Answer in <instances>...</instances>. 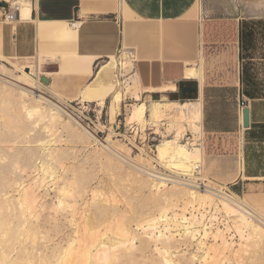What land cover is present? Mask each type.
I'll return each mask as SVG.
<instances>
[{"label":"crops","instance_id":"crops-1","mask_svg":"<svg viewBox=\"0 0 264 264\" xmlns=\"http://www.w3.org/2000/svg\"><path fill=\"white\" fill-rule=\"evenodd\" d=\"M197 1L29 0L28 18L8 23L0 12V57L22 62L38 54L78 56L87 85L106 86L113 71L102 62L127 49L134 55L142 100L178 94L192 83L201 103L199 147L205 143L210 179L230 185L264 212V14L197 20L192 16ZM73 21L81 26L70 38L43 34V28L67 30ZM194 67L199 79L186 76ZM166 85L176 90L150 91Z\"/></svg>","mask_w":264,"mask_h":264},{"label":"rangeland","instance_id":"rangeland-1","mask_svg":"<svg viewBox=\"0 0 264 264\" xmlns=\"http://www.w3.org/2000/svg\"><path fill=\"white\" fill-rule=\"evenodd\" d=\"M230 2L233 4L229 0H198L192 10V16L197 20H201L202 18H228L236 12L237 14H248L245 8L237 2L235 5ZM21 18L24 19L23 16ZM68 29L69 31L74 30ZM129 52L130 59L126 63L128 69L124 73L127 76L120 77L118 75V78H116L114 70L111 78L114 85H117L115 81L121 83L131 76L129 72L133 71L134 68V65H132L134 64V55L131 50ZM57 55L59 56V62L49 65L43 64L41 73L33 69L36 66L37 58L42 54L22 62L17 60H6L7 62H4L0 59V64L7 65L16 75L20 72L14 68V65L18 67L30 65L33 67L31 73L33 80H37L39 77L40 79L47 78L49 84L52 83L51 92L64 100L77 99L81 90L90 81L85 69L79 66L81 58L62 53ZM120 55V59L123 60L122 52L117 53L115 59ZM50 56L56 55L51 54ZM116 61H118V58ZM42 72L51 75L48 77L42 75ZM193 87L195 89L194 85ZM163 97L167 100L180 102L196 99L194 96H183L180 93L168 94ZM151 98L147 96L145 100L141 99V101L148 102ZM159 98L157 96L154 99ZM110 102L111 99L108 98L105 101V106L100 108H103V113L107 112V117L110 115L111 123H117L119 119L123 123L124 118L128 121V114L132 105L139 103L133 100L130 93L126 94L120 106V115L113 117L109 108L111 106ZM26 104L31 105L29 100L26 101ZM130 105L131 107H129ZM124 106H126V109H124ZM46 107L49 108V106ZM22 114L21 101L18 98L17 90L0 81V264H61L59 262L61 261L62 251L72 239H77L74 246L75 251L67 255L65 264H161V257L158 256L156 249L158 247L166 249L167 247L162 246L160 243H153L151 240L147 241V238L140 234L141 231L134 230L137 228L134 222L122 218L129 211L139 208L138 205L142 198L149 197L154 193V190L151 191L149 188L141 187L134 181L135 178L143 180L145 178L128 171L103 150L93 146L84 133L65 119L62 118L64 123L54 126L53 130H49L51 131L49 133L44 128L45 124L40 123L33 126L35 125L34 120L27 121ZM174 115L164 116L163 121L166 132L168 124L175 125L176 116ZM14 127L20 132L14 133ZM159 127L160 125L155 129L157 132H160ZM179 130H182L183 133H191L185 123L182 124ZM167 135L168 137L164 140L172 138L170 132H167ZM194 138L197 139L198 137L194 136ZM44 141H50L51 145L42 144ZM204 146L205 143L201 146L203 158L200 161L203 163L204 175L211 178L206 171L207 154ZM116 147L121 151H125L123 146ZM48 148L54 149V157L51 160L47 157ZM42 150L46 151L43 152ZM41 165L50 168L45 176L42 174ZM51 172L54 173L53 177H60V181L53 184L51 182L52 178H49ZM31 181L36 183V188H34V183ZM29 184L33 186L34 193H37L40 198L32 206L34 208L31 207L33 211L25 205L22 208L19 206V208L17 202L18 197H20V187ZM64 184L68 188V193L61 196L58 194V189ZM166 191L168 190L166 189ZM59 199L63 200L64 206L60 207L58 205ZM210 199L212 201L211 207H208L210 210L213 209L215 212L216 208H222L220 206L221 202H217L212 197ZM244 200L264 216L261 208L251 201L248 196H244ZM191 210V208H188L184 215L189 217L194 209ZM218 211L215 214L223 213L222 209ZM175 213L177 215L183 214L179 210H176ZM225 216V223L221 224L222 226H217V230L210 231L214 234L222 229V235L219 233L218 237L221 235L220 238L226 239V246H229L221 251L223 254L221 252V254L216 253L219 255H216L218 262L214 264H264V239L254 236L251 231L238 228L241 225L238 221L239 216ZM169 217H171V213H169ZM121 220L136 236V244L131 248L118 247L120 237L115 232L114 227ZM108 229H111V231ZM231 231L233 232L231 233ZM231 234L235 235V238L231 237ZM226 236L230 239L228 240ZM218 237L217 239L212 237V239L205 241V247H209L207 245L216 247L217 244L219 246L222 239L220 240ZM176 239L170 240L168 249V257L174 264H198L202 251L198 249L199 252H197L198 246L196 243L190 241L181 243ZM98 243L110 248L111 255L106 259L107 261L99 259L97 256L96 259L98 258L99 261L92 258L93 254L96 253V247L90 249L91 258L87 262L84 257H80L79 252L85 246L91 247ZM115 243L117 244L115 245ZM76 248H78V251H76ZM213 250L210 251L212 254ZM213 255H215V252ZM215 258L214 261L217 259Z\"/></svg>","mask_w":264,"mask_h":264},{"label":"bare ground","instance_id":"bare-ground-1","mask_svg":"<svg viewBox=\"0 0 264 264\" xmlns=\"http://www.w3.org/2000/svg\"><path fill=\"white\" fill-rule=\"evenodd\" d=\"M229 1H232L233 4H235L237 2L242 7H244L246 12L250 15L260 16V15L264 14V0H229ZM29 10H30V3L29 2H23L22 6H21V10H20V17L23 16V18H28ZM80 26H81V23L79 22L76 25V28H78ZM42 30H43V34H45V35L70 38V35H69L70 31L68 29L67 30H64L62 28L61 29H55L52 27L50 30L45 29V28H43ZM78 30L79 29H75V31H77V32H78ZM121 52H122V55L124 57V59H123L124 62H121V70H123V72L121 71L120 77H125L127 75H125L124 73L128 69V66L126 63L130 59V52L128 50H123ZM121 52H119V53H121ZM108 56H109V61H107L105 63V65H106L105 68L106 69L108 68V69L114 71L118 67L117 61L115 59V54H114V52H112V53H109ZM120 57H121V55H120ZM0 59H3V58L0 57ZM54 59L59 60V56H57V57H55V56L49 57V56H45V55L39 56V58H37V61H36V66H35L36 68L34 67V69L30 65H23L21 67L14 65V68L20 72L18 75L14 74V71H12L11 68L7 67V65L0 64V81H2L4 84L8 85L10 88L12 87V88H15L17 90L18 98L21 101V111L23 113L22 115L25 117L24 119L27 121L28 120L29 121L34 120L35 125H33V126H36L40 123L45 124L44 128L49 133H51V131H49V130H51L56 125L63 124L64 121H63L62 117L57 112H54L52 109H49L50 107L49 108L46 107L48 105L45 103L44 99L41 98V96H38L36 93L31 91V89L35 90V91H40V90L50 91V89H51L48 84H43L38 80H33L31 77V75H32L31 73H32V69L33 70L36 69V71H39L41 73L42 65L46 64L47 61L54 60ZM4 61H6V60H4ZM33 66H34V64H33ZM29 70H31V71H29ZM129 73H131V76L129 78L125 79V81H123L121 83H118V81H115L117 85H114L113 81H111L106 86L105 85L104 86H96V85L85 86L83 88V90L81 91V93L79 94V97L77 100H79L81 102L96 103L97 106L103 107V106H105V101L108 98H110L111 99V102H110L111 106H109V108L111 109L110 112H111L113 117H116V116H119V114H120V112H119L120 106H121L122 101L124 100V96L126 94L130 93V95H132L133 100L135 102H139V103L132 105L131 110L129 111L127 120L130 123L131 122H137L138 124H140L142 126H147V125L158 126L159 122L164 120V116L175 114L174 115V116H176V121H174L175 125H173V124L167 125L168 127H170V129H168V127H167V132H170L172 134V138L163 140L161 142V144L158 145L157 157L159 158L160 161L165 162L167 164V166L170 168H174L175 170L182 171V172L187 171L191 165H193L195 162L200 161V159L202 160V158H203L202 157L203 156L202 150L200 149L199 143H198L199 139H200V135H201V103H200V100L192 99V100H185L183 102H180V101L167 100L165 97L162 96L159 99H154L155 97H152L151 100H149L148 102H142L141 101V92H140L142 90V88L138 82V79H137L136 75L133 74V71H131ZM42 75H44L43 72H42ZM186 76L189 78L199 79L200 71H199V69H196L195 67L189 68L188 71L186 72ZM116 78H118V77H116ZM113 79H115V78H113ZM116 86H118V88H116ZM175 90L176 89L174 86L166 85V86L159 88V89H151L150 91L152 93H154V92L155 93H166V92H174ZM28 100L30 101L31 105L26 104V101H28ZM6 104H8V103H6ZM5 106H7V105H5ZM109 118H110V115H109ZM174 120H175V118H174ZM183 123H185L187 125V127H189V129L191 130L190 134L193 138L192 143L190 144L191 149L187 148L189 143H188V145H184V144L179 143V140H180L182 133H183L182 130H179V129H181V126ZM33 126H31V127H33ZM13 129L15 130L14 133H16V134L18 132H20L18 129H15V127ZM48 135H50V134H48ZM194 136L195 137L197 136L198 138L195 139ZM51 140H52V138H51ZM50 141H46V142L44 141V143H42V144H46V145L50 146L51 145ZM53 150L54 149L48 148V151H47L48 152L47 157L50 160L53 159V157H54ZM116 150L120 151L119 148H117ZM45 151H43V152H45ZM105 153L108 154L107 152H105ZM108 155L111 156L110 154H108ZM111 157L114 160H116L113 156H111ZM116 161L119 163L118 160H116ZM200 162L202 163V161H200ZM202 166H203V163H202ZM49 169H50L49 166L44 167L43 165H41V170L43 172L42 174H44V176L46 175V173L48 171H50ZM39 170H40V168H39ZM53 174L54 173L51 172L49 175L50 176L49 178H52L51 182H53V184H55L57 181H60V179H59L60 177L59 178L58 177L56 178L55 176L53 177ZM137 176H140V175L137 174ZM141 177H143V176H141ZM143 178H145V177H143ZM208 179L211 181V183L217 184V183H214L210 178H208ZM134 181L138 185H140L141 187L149 188V190H151V191L154 190L153 191L154 193H152V195H150L149 197L142 198L139 205H138L139 208H137L136 210L131 211V212L129 211L128 214L124 215L122 218L123 219L126 218V220L134 222L136 224V227H137L134 230L135 231L139 230V232L141 231L140 234H143L144 237L147 238V241L151 240L153 243H156V244L160 243V244H162V246L167 247L166 249H160L159 247L156 249V251L158 252V256L161 257V261H162L161 264H174V262L168 257V253H169L168 249H169L170 240L176 239L177 238L176 236H178V239H176V240L180 241L181 243H184V242L186 243L187 241L196 243V245L198 246V248L196 247L197 250L199 249L200 251H202L201 252L202 254L200 255V260L198 261V264H210L212 262V260L216 257V255L219 256L218 254H221V253L223 254V252H221V251H224V249H226V247H229V246H226L227 245L226 239H223V237L220 238V236L222 235L221 234L222 229L220 231H216L214 234L210 232L214 229L215 230L218 229V227H215L214 229L212 228L213 226H212L211 222H212V220L216 219L213 216V214L210 215L209 219H206V216L203 214V212H201V210L209 209L208 207H211V203H212V201L210 199L211 196H209L208 194L203 193V192L194 191V190L181 188V187H175V186H173V187H162L161 188L157 184L152 183L147 178H145V180L135 178ZM31 182H33V181H31ZM33 183L35 186L36 183L35 182H33ZM38 183H39V181H38ZM31 184H29L28 186H23L22 188L20 187V189H21L20 193H19L20 197H18L19 199L17 198L18 201L16 199V201L19 203L18 207L20 206L22 208V206L25 205L28 209H31V207L38 200L39 197H38L37 193H34V191H33V189L36 188V186L33 188V186ZM217 185H220V184H217ZM21 186H22V184H21ZM166 189L168 191H166ZM66 193H68V188L64 184L62 187H60L58 189V194L61 196L62 195L64 196ZM63 203L64 202L62 199L58 200V205L60 207L64 206ZM70 206H72V205H70ZM220 206L222 207L221 209L223 211V214L228 215L229 217H238L239 216L238 221L241 223V225L238 228L245 230V231H249V232L251 231L254 236L264 239V229L262 227L251 222L248 218H246L245 215L237 212L235 209H233L232 207H230L229 205H227L223 201L221 202ZM68 207H69V205H68ZM74 207H75V205H74ZM215 207H216V205H215ZM32 208H34V207H32ZM188 208H191L192 210L194 209V211L190 213L191 215L188 214L189 217L184 215L185 211H187ZM11 209H12V207H11ZM28 209H26V210L28 211ZM221 209L216 208L215 212H219L218 210L221 211ZM31 210L33 211V209H31ZM176 210H179V212H181L183 214H181V215L179 214L180 216L177 215L175 213ZM169 213H171V217H169ZM236 213L239 215H237ZM25 214H26V212H25ZM28 215H26V216H28ZM225 215H224V217L226 219ZM20 218H21V216H20ZM126 220H125V222H126ZM207 220L210 222V226H207V223L205 222ZM123 222L124 221H122V220H121V222H117L115 224V227H114L115 232L120 237V241L118 242V247L123 246V247L131 248V247L135 246V244H136V241H137L136 236L134 234H132L130 229L128 227H126L125 223H123ZM159 222H163L165 234H162V233H160L159 235L155 234V232L157 230V225ZM75 225H76V223H75ZM21 229H22V226H21ZM108 230L111 231V229H108ZM76 232H78V231H76ZM231 232H233V231H231ZM219 233L221 235L218 237ZM104 234H103V236H104ZM211 234H213V235H211ZM234 234H236V233L234 232ZM211 236L215 237V239H217V237L220 240L222 239L221 244L219 246L217 244L218 247L213 246L214 250H213V247L210 245H207L209 247H205V241L212 239ZM226 238H227V236H226ZM215 239L213 238L214 241H215ZM76 242H77V239H72V240H70V242H68L67 247L64 249V251H62V256L60 257L61 261L60 262L58 261L59 263L65 264V259H66L67 255H69L71 252L75 251L74 246H75ZM231 242H233V241H231ZM116 244L117 243H115V245ZM92 247H96V253L95 254H97V255L92 253L94 255L92 258H94V260H96V261L98 258L107 261L106 259H108L111 255L110 254V248L106 247L104 244L98 243V244L93 245L91 247L85 246L82 250L80 249L81 252H79V253L81 254L80 257H84L86 262L89 260V258H91L90 249ZM209 248H210V250H209ZM211 249L213 250V254L215 252V255H213L210 252ZM199 250L197 252H199ZM76 251H78V248H76ZM209 252L212 254V257H211V254L209 256ZM98 253H100V254H98ZM216 253H218V254H216ZM96 256L98 257L97 259H96ZM99 256H101V257H99ZM99 259H98V261H99ZM215 262L216 263L218 262V258L216 259V261L213 260V262L211 264H214Z\"/></svg>","mask_w":264,"mask_h":264},{"label":"built area","instance_id":"built-area-1","mask_svg":"<svg viewBox=\"0 0 264 264\" xmlns=\"http://www.w3.org/2000/svg\"><path fill=\"white\" fill-rule=\"evenodd\" d=\"M23 2H29V0H0V12L3 21L12 23L17 19L22 20L20 10ZM78 23L77 21L70 22L68 27L75 29ZM117 58L118 67L115 72L117 75H121V71H123L121 70V62L124 61L120 59V56ZM99 65V62L96 63L94 68ZM116 73L115 77H117ZM37 80L41 82L40 77ZM31 91L41 96L54 112H57L63 119L84 133L93 146L113 156L128 171L149 179L161 188L175 186L206 193L217 202L223 201L264 229V216L244 200V195L234 193L230 185L211 183L204 175L200 161L195 162L187 171L182 172L168 167L165 162L159 160L157 147L168 137L164 121L158 124V126L160 125V132L155 130L158 126H142L137 122L130 123L125 118L123 123L120 119L117 123H111L110 118L107 117V112L103 113V108L97 106L96 103L64 100L48 90L35 91L31 89ZM125 107L124 109H126ZM192 139L191 134L185 132L179 143L184 145L189 143L187 148L191 149ZM200 142L201 138L198 143ZM116 146H123L128 152L126 150L118 151ZM201 212L206 216V219H209L211 214L216 218L211 222L213 229L225 223L223 213L215 214L214 210L210 209L201 210ZM205 222L207 226H210L208 220ZM160 233L165 234L163 222L158 223L155 232L157 235ZM176 237L178 238V236ZM231 237L235 238V235L231 234Z\"/></svg>","mask_w":264,"mask_h":264},{"label":"flooded vegetation","instance_id":"flooded-vegetation-1","mask_svg":"<svg viewBox=\"0 0 264 264\" xmlns=\"http://www.w3.org/2000/svg\"><path fill=\"white\" fill-rule=\"evenodd\" d=\"M194 92L195 89L191 83L187 85H183L179 89V93L183 96H193Z\"/></svg>","mask_w":264,"mask_h":264},{"label":"water","instance_id":"water-1","mask_svg":"<svg viewBox=\"0 0 264 264\" xmlns=\"http://www.w3.org/2000/svg\"><path fill=\"white\" fill-rule=\"evenodd\" d=\"M41 81L44 83V84H49V80L47 78H41ZM243 114V127L246 128L248 127V111L245 109L243 110L242 112Z\"/></svg>","mask_w":264,"mask_h":264}]
</instances>
